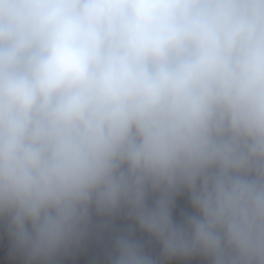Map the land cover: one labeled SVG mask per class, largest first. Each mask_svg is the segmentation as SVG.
<instances>
[{"label": "clouds", "instance_id": "clouds-1", "mask_svg": "<svg viewBox=\"0 0 264 264\" xmlns=\"http://www.w3.org/2000/svg\"><path fill=\"white\" fill-rule=\"evenodd\" d=\"M17 261L264 264V0H0Z\"/></svg>", "mask_w": 264, "mask_h": 264}]
</instances>
